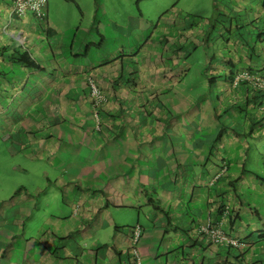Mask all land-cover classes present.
Instances as JSON below:
<instances>
[{
  "label": "crops",
  "instance_id": "obj_1",
  "mask_svg": "<svg viewBox=\"0 0 264 264\" xmlns=\"http://www.w3.org/2000/svg\"><path fill=\"white\" fill-rule=\"evenodd\" d=\"M250 8L229 11L238 19L226 25L225 38L220 26L185 24L174 33L184 47L168 31L154 47L150 35L131 30L138 44L102 57L89 46H65L49 15L48 39L29 17H13V0H0V44L30 43L40 67L0 58V70H11V88L2 91L13 97L30 86L32 94L21 98L41 108L35 121L11 130V153L41 165L44 181L32 192L24 187V200L14 196L7 207L14 219L0 225V264H139L136 226L140 264H264V166L254 157L264 101L250 83L234 85L242 71L264 75V0ZM199 49L207 62L194 68ZM192 71L197 85L187 91L181 86ZM92 85L102 97L98 110ZM189 99L206 104L201 133L177 114L187 112ZM220 103L227 109L218 110ZM208 223L242 246L215 244L200 231Z\"/></svg>",
  "mask_w": 264,
  "mask_h": 264
},
{
  "label": "rangeland",
  "instance_id": "obj_2",
  "mask_svg": "<svg viewBox=\"0 0 264 264\" xmlns=\"http://www.w3.org/2000/svg\"><path fill=\"white\" fill-rule=\"evenodd\" d=\"M232 1L48 0L46 11L56 31L61 37H65V46H81V51L86 46H89L91 53L96 52L95 56L100 54L102 57H107L111 50L121 53L123 51L122 47H129L131 43L138 44L140 42L139 40L135 42L131 36V30L136 31V34L145 40L150 35L154 47L156 46L155 41L160 38L159 33L161 31L171 32L170 42L177 43V45L180 43L184 47V38L178 37L177 34L175 38L174 33L176 32L175 28L183 30L180 27L185 26V24L194 27V29L202 30L208 29L209 26V29L213 28V26H220L224 37L226 35V27L230 25L231 20H233L234 25H237L236 21L238 17L236 15L230 16L229 11L238 13L243 8L250 10L254 1L260 0H251L252 3L249 5H245L242 0ZM21 27L27 29L26 26ZM30 31L34 32L32 28ZM30 39L36 40L37 38L33 37ZM17 42L22 44L23 39L22 42L17 39ZM97 46L99 47L97 48ZM191 49L192 47L188 45L186 51L189 52ZM193 55L192 60L199 59L195 62L194 68H199L202 64H206V52L204 50L199 49ZM112 58H114V53L112 54ZM48 61L49 64L53 63L51 58ZM207 72L214 76L217 74V72L210 69ZM196 73V71L191 72L189 79L181 86L182 89H187L188 91L196 87L198 79L194 76ZM9 80H11V75H9ZM31 94L32 88L30 86L23 94H14L13 97L11 96V90H9V93L7 91L6 93L0 92V225L3 228L11 227V221L14 219V215H11L14 214L12 208L11 212H8L14 196H16L15 199L18 202H21L26 196V193L21 191L24 187L26 190L32 192L36 187L44 184V181L40 179L41 165L30 162L25 156H13L11 153V130L22 127L24 120L28 121L31 119L35 121L36 118L34 117L36 116H31L38 115L39 109H41L35 101L22 100L21 96L24 97ZM192 94H194V91ZM190 98L194 99L196 96L192 95ZM14 101L15 104H13ZM185 105H188L187 112H184L181 108L179 109L181 113H177L178 116L183 120L187 119L186 125L187 127H191L192 132L194 130L195 133H201L203 123H199L201 116L198 113L203 108L206 109V104L189 99ZM208 105H210V109L215 107L214 103H208ZM220 109L226 110L227 103H220L218 110ZM231 111L232 109H230ZM219 126L223 130L225 125L219 123ZM254 142L258 146V148L254 149L256 164L261 163L264 166L262 162V158H264V135L256 137ZM261 164L260 166H262ZM17 192L19 193L16 194ZM3 215L8 218L9 224H4L5 217ZM20 218L22 216L19 217V220ZM20 221L21 223L17 226H23L22 220ZM36 228V226L30 225V222H28V233L29 230L35 232ZM3 233L6 232L0 231V236ZM37 233L35 232L34 235ZM20 239H22V236ZM197 260L199 261V258Z\"/></svg>",
  "mask_w": 264,
  "mask_h": 264
},
{
  "label": "built area",
  "instance_id": "obj_3",
  "mask_svg": "<svg viewBox=\"0 0 264 264\" xmlns=\"http://www.w3.org/2000/svg\"><path fill=\"white\" fill-rule=\"evenodd\" d=\"M14 7L12 9L13 14L20 17H27L30 14L37 16L38 18L47 17V5L48 0H13ZM242 83H250L255 91H260L264 93V75L254 72V71H242L234 79V85L238 86ZM93 97L97 104L101 103L100 99L101 94L98 88L95 85H92ZM227 170V167L222 169L223 172ZM200 231L203 234H207L211 240L222 246L231 247L238 249L242 246V243L239 239L234 238L221 229L214 227L211 223L201 227ZM142 228L137 226L131 230L132 235V253L137 261L140 264V254L138 251V242L141 238Z\"/></svg>",
  "mask_w": 264,
  "mask_h": 264
},
{
  "label": "trees",
  "instance_id": "obj_4",
  "mask_svg": "<svg viewBox=\"0 0 264 264\" xmlns=\"http://www.w3.org/2000/svg\"><path fill=\"white\" fill-rule=\"evenodd\" d=\"M14 7V3H13ZM14 15L13 17L17 20L20 21V16L16 15L15 13L12 14ZM18 17V18H17ZM30 22L34 25V28H37L39 31H42L43 33L47 34V38L49 39V34L51 32V27L48 21V15L45 18H38L37 16L30 14L29 16ZM19 46H16L14 48H11L10 44H0V58L5 62L6 64L15 63L18 65L26 66V67H31V68H40L36 63V55H33L31 51H29L28 44H18ZM87 54V49L86 52H84V56ZM7 67V66H6ZM0 70V78H4L5 82L4 85L0 86V92L3 89V86L5 88H11V83H8L9 80V75H11V70L6 68ZM250 71V70H248ZM259 73V72H258ZM6 89V90H7ZM5 92V90H3ZM258 98L262 101H264V94L261 93ZM95 105V108L98 110L101 107V104H97L95 101L93 103ZM264 105V104H263ZM101 110V109H100ZM19 193V192H17ZM16 193V194H17ZM137 227V226H136Z\"/></svg>",
  "mask_w": 264,
  "mask_h": 264
},
{
  "label": "clouds",
  "instance_id": "obj_5",
  "mask_svg": "<svg viewBox=\"0 0 264 264\" xmlns=\"http://www.w3.org/2000/svg\"><path fill=\"white\" fill-rule=\"evenodd\" d=\"M22 44H24V43H22Z\"/></svg>",
  "mask_w": 264,
  "mask_h": 264
}]
</instances>
